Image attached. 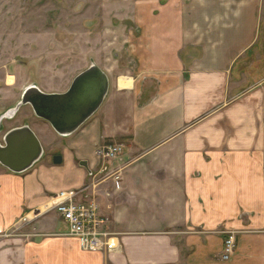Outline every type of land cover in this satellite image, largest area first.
I'll list each match as a JSON object with an SVG mask.
<instances>
[{
    "label": "crops",
    "instance_id": "crops-1",
    "mask_svg": "<svg viewBox=\"0 0 264 264\" xmlns=\"http://www.w3.org/2000/svg\"><path fill=\"white\" fill-rule=\"evenodd\" d=\"M146 6L117 53L135 66L97 63L109 89L69 135L66 169L22 176L0 164V264H264V0ZM9 120L0 121V140L28 125L42 143L41 127L21 115ZM103 143L122 151L104 161ZM117 166L120 189L106 180L87 192L118 250L81 249L55 212L58 223L17 222L48 201L45 191L78 189ZM14 226L16 235L2 234ZM228 231L236 246L223 259Z\"/></svg>",
    "mask_w": 264,
    "mask_h": 264
},
{
    "label": "rangeland",
    "instance_id": "rangeland-1",
    "mask_svg": "<svg viewBox=\"0 0 264 264\" xmlns=\"http://www.w3.org/2000/svg\"><path fill=\"white\" fill-rule=\"evenodd\" d=\"M157 1L163 3L165 0ZM148 2L0 0V115L14 107L23 90L30 85L47 93L66 91L74 77L92 61L114 70H121L125 64L133 68V60H118L117 53L126 47L130 33L139 30L134 17L149 13ZM262 45L264 47V42ZM16 115L41 127L44 138L40 160L26 171L15 174L25 176L37 168L46 172L53 166L65 168V159L61 164H54L52 160L55 155L63 158V148L70 136L58 135L46 121L35 116L30 105H22L14 117ZM75 165L81 167L78 160ZM45 194L49 201L53 193L45 191ZM44 205L28 209L25 218L17 222H27L30 226L58 223V217ZM15 227L2 234L16 235L20 229Z\"/></svg>",
    "mask_w": 264,
    "mask_h": 264
},
{
    "label": "water",
    "instance_id": "water-1",
    "mask_svg": "<svg viewBox=\"0 0 264 264\" xmlns=\"http://www.w3.org/2000/svg\"><path fill=\"white\" fill-rule=\"evenodd\" d=\"M108 89L107 74L92 61L74 77L66 91L47 93L35 85L26 87L20 101L2 113L0 121L13 118L22 105H30L36 117L46 121L58 135L67 137L98 110ZM42 155V145L28 125L10 129L0 140V164L14 173L26 171ZM52 161L61 164L63 158L55 155ZM80 165L88 169L85 161Z\"/></svg>",
    "mask_w": 264,
    "mask_h": 264
},
{
    "label": "built area",
    "instance_id": "built-area-1",
    "mask_svg": "<svg viewBox=\"0 0 264 264\" xmlns=\"http://www.w3.org/2000/svg\"><path fill=\"white\" fill-rule=\"evenodd\" d=\"M118 143H106L99 146L98 156L104 161H112L121 153ZM122 167L117 166L100 175L92 183L78 189L60 190L54 193L46 203L47 210L53 211L64 225V234L77 241L85 251L111 253L120 248L116 233L108 229V219L102 213L95 196L88 194V188H96L100 183L110 180L114 190L121 187ZM236 233L226 232L222 258L228 259L235 250Z\"/></svg>",
    "mask_w": 264,
    "mask_h": 264
},
{
    "label": "bare ground",
    "instance_id": "bare-ground-1",
    "mask_svg": "<svg viewBox=\"0 0 264 264\" xmlns=\"http://www.w3.org/2000/svg\"><path fill=\"white\" fill-rule=\"evenodd\" d=\"M47 203V202H46ZM44 207H46V204L44 205Z\"/></svg>",
    "mask_w": 264,
    "mask_h": 264
}]
</instances>
